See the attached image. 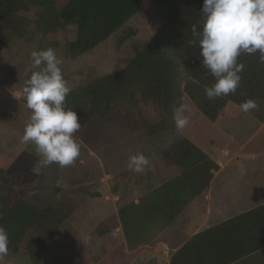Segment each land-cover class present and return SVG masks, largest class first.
I'll use <instances>...</instances> for the list:
<instances>
[{"label":"rangeland","instance_id":"1","mask_svg":"<svg viewBox=\"0 0 264 264\" xmlns=\"http://www.w3.org/2000/svg\"><path fill=\"white\" fill-rule=\"evenodd\" d=\"M38 1L0 21V176L20 189L29 205L52 208L59 226L40 249L48 264H94L105 258L106 248L120 242L129 248L150 245L174 222L178 215L170 203L184 205L189 195L183 178L165 169L158 157L172 143L187 139L210 158L226 160L238 150L233 159L247 170L260 162L247 156L264 152V126L249 121L241 107L243 115L236 118L221 109L222 121L213 123L184 100L173 111L177 128L154 135H146L137 123L136 110L143 104L136 96L114 106L112 117L94 113L80 120L68 109L70 103L63 108V99L73 90L125 67L151 32L138 11L94 48L79 52L74 22ZM257 2L262 10L264 3ZM237 4L244 10L241 0ZM256 114L258 122L263 110ZM126 118H137L139 127L131 128ZM222 147L228 148L223 156ZM148 170L154 172L149 175ZM141 175L150 183L148 189L138 184L136 194L125 188ZM256 191L247 185L243 194L238 186L217 197L222 210L217 220L264 202V191L253 197ZM194 201L193 209L205 205ZM118 226L121 232L112 233L110 228ZM15 245L0 248V264H32L23 242ZM235 264H264V249Z\"/></svg>","mask_w":264,"mask_h":264},{"label":"trees","instance_id":"2","mask_svg":"<svg viewBox=\"0 0 264 264\" xmlns=\"http://www.w3.org/2000/svg\"><path fill=\"white\" fill-rule=\"evenodd\" d=\"M42 1L64 20L74 22V47L79 52L94 48L138 11L151 32L125 67L78 87L63 99V108L70 103L68 109L80 120L94 113L112 117L114 106L136 96L143 104L136 110L137 123L146 135H154L177 128L173 111L184 100L211 121L228 102L252 114L264 107V11L257 0H241L242 11L238 0L38 2ZM32 2L0 0V21L22 13ZM137 118L124 122L138 128ZM158 157L165 169L183 178L192 197L202 194L219 169L187 139L170 144ZM51 212V207L29 205L22 191L0 176V248L15 249V244L23 242L32 264H48L40 249L59 226ZM159 242L175 249L169 264H232L264 248V203L191 237L183 223H171L152 241ZM111 257L127 259L120 251Z\"/></svg>","mask_w":264,"mask_h":264},{"label":"crops","instance_id":"3","mask_svg":"<svg viewBox=\"0 0 264 264\" xmlns=\"http://www.w3.org/2000/svg\"><path fill=\"white\" fill-rule=\"evenodd\" d=\"M264 3V0H262ZM261 3V2H260ZM262 8V7H261ZM264 11V8H262ZM191 110L195 112H198L195 107L190 104ZM235 108V109H234ZM260 109L263 110V117L259 118L260 121L257 122V114H250L246 112V114L249 116L248 120L255 122L258 124V128L264 126V107H260ZM259 109V110H260ZM230 112L233 113V117L231 118H236L240 115H243L242 112L240 111V107L238 105L228 102L224 108H222V111ZM200 113V112H198ZM201 114V113H200ZM222 116H219L213 121V123H219L221 122ZM230 118V117H229ZM224 119V118H223ZM253 135V134H252ZM198 146V145H196ZM200 148V146H198ZM201 149V148H200ZM202 150V149H201ZM162 151V150H161ZM203 151V150H202ZM204 152V151H203ZM226 152L228 153V148L227 147H222L220 154L225 155ZM233 157L237 154L238 150L233 151ZM249 155L247 156L250 158V161L252 163L256 162V158L260 160L259 165L253 164L254 167L251 169L247 170L245 166H242L240 162L237 161V159L231 158V160H226L222 159L221 156L219 155L218 158H214L216 162L219 165L218 171L215 173L213 176L210 184L208 187L202 192L201 195L199 196H190L188 198H192L190 201L187 198L186 202L183 204H179V206L176 203H170L172 207H175L176 210V215L178 217L174 218V222H170L168 225L171 223H183L185 226V232L188 235V237L193 236L194 234L214 225L220 222V220H217V217L220 215L222 210H220L216 205L220 202L219 198L220 196L229 193V192H234V188H238V186L241 188L242 193L244 194L245 192V187L247 185H250L253 189H256V194L253 197H261L262 192L264 191L262 187H264V152H251L248 153ZM254 157V158H253ZM233 160H236V164L232 163ZM154 170H148L147 173L149 175L152 174ZM143 174V172H142ZM144 177V176H143ZM142 175L139 177L137 180H130L125 188H129L133 190V193H140L136 191V188L138 184L144 189H148L149 184L148 182L145 181V178H143ZM132 183L136 184V186H133ZM227 183V184H226ZM156 184H159L158 182ZM226 184V186H225ZM238 185V186H237ZM123 189V185L117 190V192L114 195V199H118V193L120 190ZM142 190V191H143ZM129 192V191H128ZM131 193V192H129ZM188 193V192H187ZM261 194V195H260ZM219 197V198H217ZM198 199L200 203H205L204 207L201 208L199 205H197L196 209H193V206L196 204L194 200ZM264 202L262 201L261 203L259 202L258 205L263 204ZM222 204L225 206L227 202H222ZM257 204L255 206H258ZM255 206H252L248 209H251ZM197 212V215L193 212ZM239 211L236 212L235 215H238ZM234 215V216H235ZM107 218L114 219V215H108L106 216ZM217 221V222H216ZM214 223V224H212ZM167 225V226H168ZM166 226V227H167ZM165 227V228H166ZM164 228V229H165ZM106 229V228H105ZM112 233H120L121 228L115 227V228H110ZM163 229V230H164ZM162 232V231H161ZM160 232V233H161ZM106 233V231H105ZM160 233H158L155 237H157ZM153 238V240L155 239ZM99 238V236H98ZM120 245H123V248L118 249ZM139 248H143L139 253H136V251ZM264 249V248H262ZM260 249V250H262ZM175 249L171 248L167 243H152L150 245H144V244H138L136 247H131L129 248L124 242H120L114 247H111L109 249L106 248L105 253L107 259L105 260L104 264H169L170 257L172 253L174 252ZM121 252V256L126 255L127 259L125 260H114L111 256L115 255V252ZM259 250L255 251L258 252ZM255 252L251 253L254 254ZM249 254V255H251ZM247 255V256H249ZM246 256V257H247ZM109 258V260H108ZM245 258V257H244ZM99 260H97L98 262ZM238 261V260H237ZM237 261L233 262L232 264H235ZM95 262V263H97ZM94 263V264H95Z\"/></svg>","mask_w":264,"mask_h":264}]
</instances>
